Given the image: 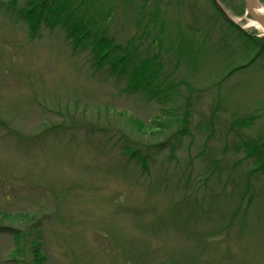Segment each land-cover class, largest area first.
I'll use <instances>...</instances> for the list:
<instances>
[{"label":"rangeland","instance_id":"obj_1","mask_svg":"<svg viewBox=\"0 0 264 264\" xmlns=\"http://www.w3.org/2000/svg\"><path fill=\"white\" fill-rule=\"evenodd\" d=\"M211 1L149 0L163 10L168 101L126 92L106 70L89 77L88 49L72 51L61 28L28 39L0 8V264H31L28 239L17 249L8 227L24 232L35 218L45 264H264V172L246 156V144L264 141V54L249 64L258 49L240 30L264 33L245 6L235 14L237 1L216 0L240 30ZM99 5L127 38L137 8ZM181 104L187 132L172 135ZM65 109L111 130L71 128ZM123 132L170 147L150 152L144 172L123 161Z\"/></svg>","mask_w":264,"mask_h":264},{"label":"trees","instance_id":"obj_2","mask_svg":"<svg viewBox=\"0 0 264 264\" xmlns=\"http://www.w3.org/2000/svg\"><path fill=\"white\" fill-rule=\"evenodd\" d=\"M104 1L105 0H23L20 5L16 6V0H0V8H3L5 12H9V18L13 24L21 23L25 27L28 39L37 37L42 26L52 29L56 27L61 28L64 39L72 51L76 49H88L89 56L85 61V64L88 63V66H85V70L89 77L94 79L98 78L94 74L100 73L103 75L104 70H106L105 73L108 72L124 81V86L122 88L124 91L141 94L147 100L157 99L158 101H168L171 88L168 86L166 87V80L165 83H162L165 75L159 78V76L163 74L160 54L162 49L159 46L160 42H156V36L162 38L164 32L159 28L155 29L157 18H161L158 20L161 24H164V20L162 19L163 10L161 11L160 8H158L156 2L153 3L152 7H149V0H142L141 3L128 0L133 7L137 8L133 19L134 30L129 32L127 38L121 40L120 37L116 36L113 33L114 31H112V12H110L109 8L102 11L103 7L99 5ZM222 1L227 3V0ZM235 1H237L238 4L234 7L235 14H243V0ZM259 1L264 5V0ZM212 6L217 16L225 18L232 26L238 29L237 26L227 19L213 3ZM114 26L116 25L114 24ZM117 28L119 31V27ZM188 29H192L193 31L196 30L190 27ZM240 32L245 34L252 46L258 49L254 56L248 61L250 64L255 57L264 54V43H261L264 37H254L241 30ZM194 39L197 45L189 46H197L200 49L201 44L199 40L196 38ZM191 41L192 39L189 38L183 39V44L186 45ZM168 47L169 46H167V51H170L171 47ZM187 52L191 57V61H188L191 63V66H198L200 61L195 51L194 54L196 55H192V51ZM242 66L245 65L234 66L230 72H235ZM178 108H181V118L179 119L181 124L179 125L180 127L177 133H173L172 135H181L187 132V105L184 104L183 106V104H181L178 105ZM65 112L71 124V128L85 127L89 128V131L92 132L97 130H111V125L109 124H105L106 126H104L102 123L91 119L85 121L80 118L81 116L76 119L75 114H69L70 111H68V109H65ZM133 121H135L134 123H137L140 128L143 126V124L136 121V119H133ZM116 139L118 141L117 143H120L119 153L123 161L128 162L129 160H133L139 162L144 172L147 170L146 161L150 152H153L155 149L170 147V141L167 138H164L162 141L148 143L147 141L132 139L128 133L123 132L119 134ZM246 145L248 150L246 156L253 157L255 161L253 171L261 170L264 172V141L257 139L252 144ZM250 196L252 195H249V198ZM35 222L36 218L31 227L24 232L12 227H8V232L12 235L17 249L20 248L19 242L26 238L28 239L26 242V246L28 247L26 249L29 252L31 264H45L46 258L39 248L40 242L37 239L39 231L35 226ZM0 228H5V226H0Z\"/></svg>","mask_w":264,"mask_h":264},{"label":"water","instance_id":"obj_3","mask_svg":"<svg viewBox=\"0 0 264 264\" xmlns=\"http://www.w3.org/2000/svg\"><path fill=\"white\" fill-rule=\"evenodd\" d=\"M216 7L224 14L225 12L217 3L216 0H213ZM245 6V13L255 22L257 23L264 33V12H260L259 8H261L259 0H243Z\"/></svg>","mask_w":264,"mask_h":264},{"label":"bare ground","instance_id":"obj_4","mask_svg":"<svg viewBox=\"0 0 264 264\" xmlns=\"http://www.w3.org/2000/svg\"><path fill=\"white\" fill-rule=\"evenodd\" d=\"M259 11H260V12H264V9L261 7V8H259ZM253 25H254L255 27H257V28H260V29L262 30V28H261L257 23H254V22H253Z\"/></svg>","mask_w":264,"mask_h":264}]
</instances>
